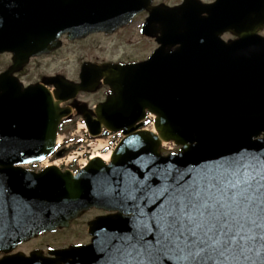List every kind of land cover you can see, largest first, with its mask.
Masks as SVG:
<instances>
[{
  "label": "water",
  "instance_id": "1",
  "mask_svg": "<svg viewBox=\"0 0 264 264\" xmlns=\"http://www.w3.org/2000/svg\"><path fill=\"white\" fill-rule=\"evenodd\" d=\"M114 1L0 0V52H14V64L0 74V253H6L0 264H114L115 237L142 231L154 243L156 219L177 187L225 160L264 158V37L257 34L264 28V0L195 6L187 0L169 13L156 8L144 32L155 34V14L165 31L158 39L163 46L150 58L85 63L80 83L49 80L54 95L44 85L24 88L12 76L31 55L58 47L62 32L104 29L110 18L117 27L147 6L146 0H127V18L103 14L97 20ZM229 29L239 39L222 40ZM167 43L180 46L171 51ZM101 79L112 93L97 105V118L86 105L76 107L93 136L102 126L124 134L111 161L94 157L76 174L57 166L24 168L57 148L60 123L72 111L60 103L96 90ZM148 112L156 116V132L142 128ZM164 141L181 150L163 155ZM91 207L117 212L90 222V244L50 249L48 256L42 250L10 254L45 231L69 226ZM157 264L178 262L161 255Z\"/></svg>",
  "mask_w": 264,
  "mask_h": 264
},
{
  "label": "snow or ice",
  "instance_id": "2",
  "mask_svg": "<svg viewBox=\"0 0 264 264\" xmlns=\"http://www.w3.org/2000/svg\"><path fill=\"white\" fill-rule=\"evenodd\" d=\"M156 226L154 243L142 231L115 237L114 264L264 261V158L225 160L177 187Z\"/></svg>",
  "mask_w": 264,
  "mask_h": 264
},
{
  "label": "flooded vegetation",
  "instance_id": "3",
  "mask_svg": "<svg viewBox=\"0 0 264 264\" xmlns=\"http://www.w3.org/2000/svg\"><path fill=\"white\" fill-rule=\"evenodd\" d=\"M186 0H146V8L136 12L134 15L131 16L127 22L124 24L118 25L115 27L117 23L116 18H110L109 23L105 26L104 29L98 28L96 31H89L85 30L82 33L76 35L75 32L65 31L62 32L57 40H60L61 45L58 48H53L52 50L43 52L41 54H33L31 55L27 62L23 64L19 69L15 70L12 73L13 77H16L20 84L23 86H31L35 84H42L47 87L49 92H54L55 83L50 82L52 79L54 80L56 77L66 78L67 80L73 82H79L80 74L82 66L85 63L94 64V65H104V64H125V63H134L146 60L149 56L158 48L163 46V42L158 40L165 31V28L162 24L164 21L163 19L158 21V16L155 14V19L151 22V31L154 32L155 36H149L144 32V25L149 17L154 13L156 8H159L163 13H169L172 10H176L181 4H183ZM204 3H213L216 0H201ZM199 0H193L192 4H198ZM191 4V5H192ZM200 4V3H199ZM105 10L99 15V19H102L103 14H115L117 17L126 14L124 18H127L128 11L126 8L130 6V3L127 0H116L112 3L105 4ZM193 8V7H192ZM205 14V13H204ZM154 16L152 18H154ZM123 18V19H124ZM115 27V28H114ZM261 36H264V29L259 31L258 33ZM220 37L225 41L236 40L239 38V35L235 33L233 30L229 29L224 31ZM138 38V39H136ZM104 39H118V43L116 46H135V51H137V55L133 58H120L114 59L110 57H106L102 54H95L94 56H89L85 53V55L81 56V61L79 64V68L72 73L73 75H69L67 70H48L52 68V63L54 62V56L64 50L69 44L73 43H81V50L90 51V52H102L100 49L102 47L101 40ZM129 44V45H128ZM110 46V45H109ZM180 46L179 43L174 44H166V49L171 51L175 50ZM114 47L111 46V49ZM147 52V54H146ZM62 61H67L68 59L65 55L61 58ZM14 64V52L5 50L0 53V73L8 71L12 65ZM41 65V66H40ZM40 66L39 71H36V75H32V69ZM35 72V71H34ZM50 80V81H49ZM52 80V81H53ZM112 93L110 86L103 82V79L100 80L98 84V88L94 92H80L76 100L84 101L88 105L89 109L95 110V107L98 103L104 102L107 97ZM85 97L86 99H81ZM74 101H67L63 104V106L72 105ZM81 118V115L78 112H75L71 118L65 120L61 126V130H64L66 124H72L77 121V119ZM83 152H86L84 150ZM89 152V151H87ZM64 156V155H63ZM62 156H58L54 153L51 158L46 162L39 163L37 165H29L27 166L28 169L38 171L43 167L58 164V162L63 161L64 159L60 158ZM41 167V168H40ZM61 167V166H60ZM68 170L75 171L76 169V162L69 165V167H65ZM61 169H64L61 167ZM109 213L106 210L92 207L88 210H84L81 216L72 221V224L68 228H61L58 231H65L68 229L73 228L75 235L79 234L81 236L86 235V238L77 239L70 243H67L63 246H68L70 244H87L90 243L92 240V236L89 233V222L96 218L97 216L104 215ZM114 213V211L110 212ZM26 244L23 243L17 249V251H24L25 253H30L33 249L41 248V247H34L32 249H22L21 247ZM49 248V247H48ZM47 248V249H48ZM46 251V249H45ZM3 255V253H2Z\"/></svg>",
  "mask_w": 264,
  "mask_h": 264
},
{
  "label": "rangeland",
  "instance_id": "4",
  "mask_svg": "<svg viewBox=\"0 0 264 264\" xmlns=\"http://www.w3.org/2000/svg\"><path fill=\"white\" fill-rule=\"evenodd\" d=\"M138 39V38H136ZM118 39H104L101 40L102 47L100 48L102 52H90L84 49V51L81 50V43H73L69 44L66 47H64V50L61 52H58L54 56V62L52 63V68L46 67L49 71L50 70H67L69 75H73L80 66L81 56L85 55V53L89 56H94L95 54H102L106 57L114 58V59H120V58H133L136 56L137 51H135V46L131 47L129 46H116L118 43ZM110 45V46H109ZM111 46L114 48L111 49ZM147 54V52H146ZM65 55V57L68 59L67 61H62L61 58ZM1 66V65H0ZM41 66V65H40ZM40 66L32 69V75H36V71H39ZM35 71V72H34ZM81 99H86L85 97H82ZM152 123V124H151ZM147 124V128H153V122ZM85 126L83 125L81 120H77L75 123L68 124L65 126V129L61 131L60 140L63 142L65 148L68 146H80L79 148H75L71 152L70 158H73V156L80 155L79 158H81V153L86 150L89 151L88 155H92L93 153L100 152L98 149L100 142H102L104 145L110 144V147L108 149H111L112 142L114 140H118L119 135L117 134H110L105 137H99L96 138H90L84 135ZM84 136V137H83ZM81 140H83L81 142ZM178 148H176V151ZM108 151V150H107ZM103 151L101 150L100 153ZM86 153V152H85ZM85 153H84V160H85ZM87 236H81L79 234L75 235L74 229H68L65 231H57V232H50L43 234L39 237L32 238L30 241L26 242L21 248L22 249H32L34 247H41L44 249H47L48 247H60L67 243H70L72 241H75L77 239L86 238Z\"/></svg>",
  "mask_w": 264,
  "mask_h": 264
},
{
  "label": "bare ground",
  "instance_id": "5",
  "mask_svg": "<svg viewBox=\"0 0 264 264\" xmlns=\"http://www.w3.org/2000/svg\"><path fill=\"white\" fill-rule=\"evenodd\" d=\"M59 142H60V137H59ZM104 146H105V145H104L102 142H100L99 147H98V149L100 150V152H101V148L104 147ZM100 152H96V153H94L93 156H100V157H102L106 162L109 161V159H110V157H111V151L109 150V151L106 152V153H100Z\"/></svg>",
  "mask_w": 264,
  "mask_h": 264
}]
</instances>
